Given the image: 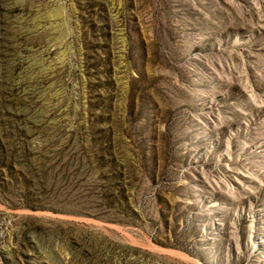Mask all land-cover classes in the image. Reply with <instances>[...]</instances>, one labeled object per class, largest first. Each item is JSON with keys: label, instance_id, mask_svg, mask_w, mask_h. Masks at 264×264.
Masks as SVG:
<instances>
[{"label": "rangeland", "instance_id": "374dc122", "mask_svg": "<svg viewBox=\"0 0 264 264\" xmlns=\"http://www.w3.org/2000/svg\"><path fill=\"white\" fill-rule=\"evenodd\" d=\"M0 264H264V0H0Z\"/></svg>", "mask_w": 264, "mask_h": 264}]
</instances>
